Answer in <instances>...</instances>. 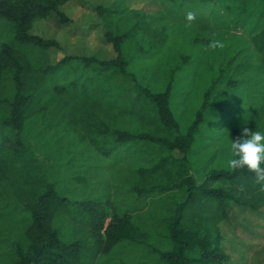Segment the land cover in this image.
Listing matches in <instances>:
<instances>
[{
  "label": "trees",
  "instance_id": "trees-1",
  "mask_svg": "<svg viewBox=\"0 0 264 264\" xmlns=\"http://www.w3.org/2000/svg\"><path fill=\"white\" fill-rule=\"evenodd\" d=\"M71 1L0 0V19L12 24L17 41L14 45L0 43V199L11 197L19 216L16 220V212L11 213L18 238L0 255V264H97L118 246L141 244L148 238L129 212L121 214L114 208L108 212L113 205L110 198L73 201L57 191L44 162L33 154L26 139L33 119H40L48 131H72L116 164L134 160L130 177L133 191L140 197L159 196L155 191L165 196L162 194L174 182L171 175L178 176L180 181L174 182L173 188L177 187L183 197L168 196L165 202H155L165 211L161 224L168 230L171 248H154V263L227 264L230 259L222 246L220 227L228 218L227 203L261 210L264 182H257L254 173L227 167L210 171L199 184L187 166L210 108L226 113L230 140L244 127L256 130L250 120L264 106V26L251 39L262 65L247 63L244 71L243 65L239 66V74L214 80L205 93L203 109L184 133L171 110L172 84L154 92L129 71L130 59L123 53L126 36L143 38L151 29L124 5L106 10L99 7L109 22L106 38L118 53L116 59L71 56L56 66L47 64L43 54L58 43L34 36L31 30L35 22L48 19L52 12L65 23L61 8ZM160 1L180 2L184 20L188 12L195 13V19L188 23L198 35L195 43H205L216 29V9H230L236 0ZM121 17L134 24L124 33L119 28ZM122 116L136 121V130L124 127L118 120ZM151 148L159 151V156L147 157L146 150ZM175 153L184 156L178 158ZM175 166L183 169L175 173ZM155 175L161 178L160 184L149 190L135 181H148V176ZM65 220L74 224L68 240H64L59 225ZM110 262L119 264L112 257L103 264Z\"/></svg>",
  "mask_w": 264,
  "mask_h": 264
},
{
  "label": "rangeland",
  "instance_id": "rangeland-1",
  "mask_svg": "<svg viewBox=\"0 0 264 264\" xmlns=\"http://www.w3.org/2000/svg\"><path fill=\"white\" fill-rule=\"evenodd\" d=\"M120 4L137 13V18L151 29L143 38L126 36L123 53L130 59L129 71L154 92L164 91L168 84H172L171 110L184 133L203 109L205 93L214 80L221 75L231 77L239 74L241 69L246 70L244 65L247 63H263L251 39L264 26V0H236L230 9H216V29L207 35L205 43H195L198 35L184 20L180 2L73 0L61 8V13L67 18L65 23L59 14L52 12L48 19L33 25L32 35L58 43V47H51L43 54L47 64L56 66L71 56L91 57L99 61L116 59L118 53L106 38L109 22L103 19L99 7L106 10ZM198 10L203 9L199 7ZM132 25L128 17H121V32L128 31ZM1 42L17 43L12 24L5 19H0ZM241 65L243 67L238 69ZM176 66L180 69L173 74L171 70L178 68ZM225 116V112L215 107L205 113L206 120L189 154L187 168L199 184L206 181L210 171L227 168L231 126L225 121ZM130 119L122 116L118 120L126 125L124 127L136 130V121ZM250 121L256 124V130L264 128V106ZM26 132L33 154L44 162L49 179L62 196L73 201L110 198L113 205L108 212L112 213L114 209L121 214L129 212L133 222L146 233L148 238L141 244L124 243L109 257L116 258L119 264H142L144 261L156 264L154 258L157 255L153 249L166 251L171 248L168 230L161 224L165 211L158 208L160 205L156 207L155 202H165L168 196L174 199L183 197L177 187L173 188L176 186L174 182L180 181L176 174L171 175L174 182L168 186L172 188L162 194L165 196L160 197L161 194L155 191L159 196L140 197L133 191V178L130 177L136 165L134 160L116 164L72 131L43 129L40 119H33ZM146 151L147 157L155 158L160 153L152 148ZM175 155L178 158L184 156L180 153ZM152 164L153 161L148 167ZM182 169L175 166L173 170L178 173ZM160 179L155 175L148 176V181L141 178L135 181L149 190L154 184H160ZM13 211L18 220L11 197L1 198L0 255L9 251L10 244L18 238L11 215ZM227 213V220L220 224L224 236L222 246L230 259L227 264H264V208L255 211L229 202ZM59 225L64 240L70 239L69 232L74 224L65 220L64 225ZM107 258L100 257L97 264H103Z\"/></svg>",
  "mask_w": 264,
  "mask_h": 264
},
{
  "label": "clouds",
  "instance_id": "clouds-1",
  "mask_svg": "<svg viewBox=\"0 0 264 264\" xmlns=\"http://www.w3.org/2000/svg\"><path fill=\"white\" fill-rule=\"evenodd\" d=\"M194 19L195 13L186 14L187 21ZM227 151L229 169L246 170L255 174L257 182H264V128H242L241 134L229 141Z\"/></svg>",
  "mask_w": 264,
  "mask_h": 264
}]
</instances>
